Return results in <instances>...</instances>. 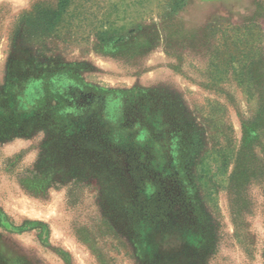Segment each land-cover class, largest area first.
Returning a JSON list of instances; mask_svg holds the SVG:
<instances>
[{"label": "rangeland", "instance_id": "374dc122", "mask_svg": "<svg viewBox=\"0 0 264 264\" xmlns=\"http://www.w3.org/2000/svg\"><path fill=\"white\" fill-rule=\"evenodd\" d=\"M60 1L0 0V264H264V0H69L43 30Z\"/></svg>", "mask_w": 264, "mask_h": 264}, {"label": "trees", "instance_id": "16d2710c", "mask_svg": "<svg viewBox=\"0 0 264 264\" xmlns=\"http://www.w3.org/2000/svg\"><path fill=\"white\" fill-rule=\"evenodd\" d=\"M184 0H178V2L183 3ZM69 4V0H61L60 4H59V8L56 12H43L41 14V17L38 21V23H40V28H42L43 30H49L52 27L55 26V24H57L60 21L61 18V14L62 12L66 9V7ZM19 84H15L13 86H16L17 89H19ZM16 90V89H15ZM14 89H11L7 95V103L11 104V108L10 111L8 110H1L0 108V138H6L7 134L4 131V129L6 130L9 129L11 131H18L19 132V127H21L22 125L19 122V113L15 112V104H16V100H17V92ZM251 128H249V130L245 129L244 135H245V142H249L250 143V139H251V135L254 134V140L258 139L261 137L260 134L256 131V130H251ZM157 196V193H155V197ZM142 204H144V202H140L139 205L141 206ZM154 204H156V200L154 201ZM197 213L196 215V219L198 220V225L200 228L199 233H197L195 236L196 240L200 241V244H203L206 242H208L209 240H211V232H210V227L208 225V220L206 218L205 213L201 210V208H198V210H196ZM163 211L162 210H154L152 213H148L145 214V217H147V221L149 222H154L156 220H158L160 215H163Z\"/></svg>", "mask_w": 264, "mask_h": 264}]
</instances>
